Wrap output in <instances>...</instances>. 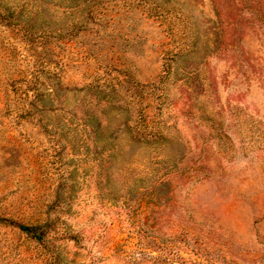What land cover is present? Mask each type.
Here are the masks:
<instances>
[{
    "label": "rangeland",
    "instance_id": "obj_1",
    "mask_svg": "<svg viewBox=\"0 0 264 264\" xmlns=\"http://www.w3.org/2000/svg\"><path fill=\"white\" fill-rule=\"evenodd\" d=\"M0 264H264V0H0Z\"/></svg>",
    "mask_w": 264,
    "mask_h": 264
},
{
    "label": "trees",
    "instance_id": "obj_2",
    "mask_svg": "<svg viewBox=\"0 0 264 264\" xmlns=\"http://www.w3.org/2000/svg\"><path fill=\"white\" fill-rule=\"evenodd\" d=\"M21 229H22V230H25L27 233H29V234L32 235V236H36V235H37L36 232L31 231V229L28 228V227H26V226H22Z\"/></svg>",
    "mask_w": 264,
    "mask_h": 264
}]
</instances>
